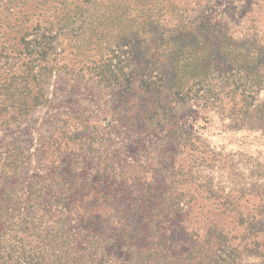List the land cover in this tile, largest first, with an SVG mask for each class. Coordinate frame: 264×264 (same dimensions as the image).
<instances>
[{"label": "trees", "instance_id": "trees-1", "mask_svg": "<svg viewBox=\"0 0 264 264\" xmlns=\"http://www.w3.org/2000/svg\"><path fill=\"white\" fill-rule=\"evenodd\" d=\"M256 4L234 20L209 0H0V129L51 105L63 77L107 91L104 119L151 140L146 166L106 177L80 163L97 133L83 115L61 113L37 166L27 143L0 142V264H264V156L201 131L216 117L264 139Z\"/></svg>", "mask_w": 264, "mask_h": 264}, {"label": "rangeland", "instance_id": "rangeland-1", "mask_svg": "<svg viewBox=\"0 0 264 264\" xmlns=\"http://www.w3.org/2000/svg\"><path fill=\"white\" fill-rule=\"evenodd\" d=\"M130 8H137L144 5L146 8H153L162 3V0H118ZM207 1V0H204ZM208 11H222L233 15L237 20L235 12L246 7L247 0H209ZM257 8L262 10L261 25L264 24V0H254ZM239 22V20L237 21ZM244 25V22L241 23ZM55 79L51 90L53 91V103L35 112L30 118L19 125H12L8 128L0 129V142H6L13 138L19 139L22 143H27L30 151L34 153L33 165L37 166V155L39 148L45 142H51L50 136L56 134L57 128L61 127L63 115L67 111L76 115H83L92 123L97 133L92 139L85 141L82 156L79 160L82 166H87L85 173L94 177L103 174L108 176L114 168L127 169L129 163L137 162L140 167L146 166L149 159L150 139L145 136L133 135L125 126L117 122L104 119V112L111 104V95L99 88L93 87L85 81L78 82L63 77ZM192 115L198 116L197 112L184 113L181 117L182 124L195 130L198 126H203V121L194 123ZM102 118V119H101ZM203 137L208 139L213 145L223 147L227 152H242L245 154L264 156V139L260 133L249 131H222L221 122L214 117L209 127L201 129ZM68 172L69 168H65ZM64 174L65 183L68 184L73 179L70 173ZM87 178V177H86ZM83 178V184H87Z\"/></svg>", "mask_w": 264, "mask_h": 264}]
</instances>
